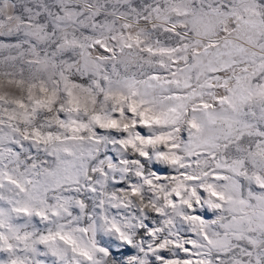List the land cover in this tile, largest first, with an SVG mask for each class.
<instances>
[{"label":"snow or ice","instance_id":"obj_1","mask_svg":"<svg viewBox=\"0 0 264 264\" xmlns=\"http://www.w3.org/2000/svg\"><path fill=\"white\" fill-rule=\"evenodd\" d=\"M0 264H264V0H0Z\"/></svg>","mask_w":264,"mask_h":264}]
</instances>
